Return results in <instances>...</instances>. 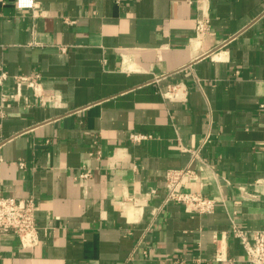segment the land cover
Masks as SVG:
<instances>
[{
	"label": "crops",
	"instance_id": "0c3cea01",
	"mask_svg": "<svg viewBox=\"0 0 264 264\" xmlns=\"http://www.w3.org/2000/svg\"><path fill=\"white\" fill-rule=\"evenodd\" d=\"M17 1L0 0V195L34 198L38 243L2 234L0 264H248L231 230L264 226V0ZM187 165L213 212L163 203Z\"/></svg>",
	"mask_w": 264,
	"mask_h": 264
},
{
	"label": "built area",
	"instance_id": "2783aa9c",
	"mask_svg": "<svg viewBox=\"0 0 264 264\" xmlns=\"http://www.w3.org/2000/svg\"><path fill=\"white\" fill-rule=\"evenodd\" d=\"M20 7H31L32 0H18ZM196 30L200 33L205 30V24L197 22ZM9 74L0 66V86L4 84ZM17 90L22 87L30 88L38 93L39 76L19 74L13 76ZM19 93V92H18ZM20 94V93H19ZM38 96V94H35ZM4 99V98H3ZM142 133L130 134L132 141L146 138ZM193 157L197 154L193 152ZM89 172L81 173V177L89 176ZM194 170L189 166L180 169H168L165 174V195L163 203L175 202L180 204L186 212L192 214H207L213 212L216 199L201 192L182 189L183 180L194 176ZM232 234L242 243L248 264H264V226L247 235L243 230L232 227ZM4 233L17 236L21 247L29 248L38 243V232L35 222V201L32 196L13 197L0 195V237Z\"/></svg>",
	"mask_w": 264,
	"mask_h": 264
}]
</instances>
